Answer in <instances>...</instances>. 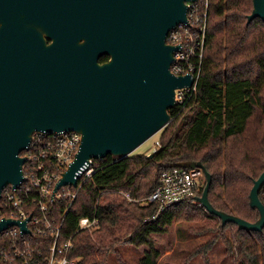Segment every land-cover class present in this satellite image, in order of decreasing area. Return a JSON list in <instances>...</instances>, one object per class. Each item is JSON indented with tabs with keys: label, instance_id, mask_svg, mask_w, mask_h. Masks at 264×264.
<instances>
[{
	"label": "water",
	"instance_id": "95a60500",
	"mask_svg": "<svg viewBox=\"0 0 264 264\" xmlns=\"http://www.w3.org/2000/svg\"><path fill=\"white\" fill-rule=\"evenodd\" d=\"M193 1L0 0V197L23 181L22 153L36 131L82 134L58 189L77 185L92 159L126 157L170 123L176 89L193 85L194 77L171 71L180 47L167 37L188 22ZM253 3L248 21L264 20V0ZM104 55L110 58L101 62ZM173 166L204 170L198 201L223 224L263 230L264 171L250 192L251 206L260 211L252 222L211 203L213 178L201 161ZM12 224L29 230L26 222L5 219L0 231Z\"/></svg>",
	"mask_w": 264,
	"mask_h": 264
},
{
	"label": "trees",
	"instance_id": "16d2710c",
	"mask_svg": "<svg viewBox=\"0 0 264 264\" xmlns=\"http://www.w3.org/2000/svg\"><path fill=\"white\" fill-rule=\"evenodd\" d=\"M208 3L197 101L183 119L178 117L162 129L161 145L153 156L132 153L118 159L108 155L94 163L95 172L81 187L65 223V231L74 236L73 256L81 257L78 264H109L114 255L125 262L120 251L125 243L147 245L140 264H158L161 253L153 234L166 232L174 220L182 219L205 220L201 230L213 233L195 250L205 264H211L209 252L220 238L232 264H264V228L256 231L241 229L234 222L223 224L220 217L192 201L171 205L150 221L158 203L141 206L120 193L124 190L138 199L147 198L160 184L162 173L175 163L201 161L212 175L209 198L217 209L252 222L260 217L259 209L251 206L250 192L264 171V20L248 21L253 0ZM169 111L174 116L177 107ZM101 193L112 197L96 207ZM260 198L264 203V186ZM63 206L59 202L57 210ZM96 209L100 218L97 233L76 232L78 220L92 216ZM124 219L132 222L127 228Z\"/></svg>",
	"mask_w": 264,
	"mask_h": 264
},
{
	"label": "built area",
	"instance_id": "2783aa9c",
	"mask_svg": "<svg viewBox=\"0 0 264 264\" xmlns=\"http://www.w3.org/2000/svg\"><path fill=\"white\" fill-rule=\"evenodd\" d=\"M188 5V22L179 23L173 28L167 42L180 47L174 52L171 71L176 75H192L194 83L176 89L177 103L174 107H177V113L171 116V121L189 111L197 101L206 48L208 0L188 2ZM81 142L82 134L76 130L36 131L33 134L29 147L22 153L26 156L23 181L17 187L9 184L0 197V222L5 219L26 222L29 230L24 231L21 224H12L0 231V264H78L81 260V257L73 256L74 236L65 231V223L81 187L95 172L94 163L105 158L92 159L77 185L65 184L56 189L64 172L75 160ZM155 145L153 152L161 145L159 139ZM204 177L201 168L173 166L162 173L160 184L147 198L138 199L124 190H120V193L128 201L141 205L158 203L155 214L148 218L153 221L171 205L198 201L197 192ZM105 196L111 197L110 194L101 193L96 207ZM59 202L64 203L60 212L57 210ZM99 226L96 209L92 216H82L78 220L76 232H94Z\"/></svg>",
	"mask_w": 264,
	"mask_h": 264
},
{
	"label": "rangeland",
	"instance_id": "374dc122",
	"mask_svg": "<svg viewBox=\"0 0 264 264\" xmlns=\"http://www.w3.org/2000/svg\"><path fill=\"white\" fill-rule=\"evenodd\" d=\"M187 111L179 119L189 113ZM156 133L143 144H141L133 153L142 155H151L156 148L155 142L162 134ZM160 140V139H159ZM206 182V176L202 180V185ZM112 197V196H111ZM103 199H110V196H105ZM102 199V200H103ZM144 199V198H143ZM140 204V203H139ZM193 205H201L199 201H192ZM141 205V204H140ZM144 206V205H141ZM123 220V226L127 228L132 222ZM205 220L189 219V220H174L164 233L153 234L156 245L160 250L158 264H205L200 256L195 254L200 246L204 245L213 235L212 232H203L201 227L205 225ZM90 233H97L96 231ZM230 233V229H227ZM102 235L106 236L107 231H103ZM147 245L136 246L130 243H125L120 246V251L125 262L120 261L115 255L111 257L109 264H140V260L148 250ZM211 264H232L230 255L226 253L225 243L220 238L214 247L209 252Z\"/></svg>",
	"mask_w": 264,
	"mask_h": 264
},
{
	"label": "flooded vegetation",
	"instance_id": "af4514ba",
	"mask_svg": "<svg viewBox=\"0 0 264 264\" xmlns=\"http://www.w3.org/2000/svg\"><path fill=\"white\" fill-rule=\"evenodd\" d=\"M49 42H51V40H49ZM104 57H105V58H104L101 62L106 61V60H109V58H110L109 55H104Z\"/></svg>",
	"mask_w": 264,
	"mask_h": 264
}]
</instances>
